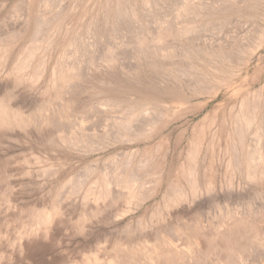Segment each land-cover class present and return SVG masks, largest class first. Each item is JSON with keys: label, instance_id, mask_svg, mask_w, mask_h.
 I'll return each instance as SVG.
<instances>
[{"label": "rangeland", "instance_id": "374dc122", "mask_svg": "<svg viewBox=\"0 0 264 264\" xmlns=\"http://www.w3.org/2000/svg\"><path fill=\"white\" fill-rule=\"evenodd\" d=\"M106 1L0 0V45H12L3 63L7 72L28 46L50 43L36 76H28L30 68L18 73L25 77L22 83L13 85L11 74L0 81V264H82L93 255L102 261L115 257L116 241L150 225L162 202L158 195L137 209L95 203L91 193L97 194L106 171L133 172L146 152L151 165L162 142L170 143L171 154L176 146L181 151L204 113L237 110L251 91L264 93V40L248 65L242 70L239 65L264 32V0H118L123 10L103 19L102 10L114 3ZM165 29L174 35L158 41ZM218 48L230 52L224 64L204 55ZM190 59L205 72L204 85L218 87V93L194 96L195 76L164 69ZM68 67L81 76L64 86L52 83L50 71ZM64 108L65 117L35 121L37 112L53 115ZM139 177L141 183L150 180ZM148 187L135 190L143 194ZM126 208L128 215H116ZM217 259L236 260L214 253L186 258L206 264ZM244 260L264 264V256Z\"/></svg>", "mask_w": 264, "mask_h": 264}, {"label": "bare ground", "instance_id": "6f19581e", "mask_svg": "<svg viewBox=\"0 0 264 264\" xmlns=\"http://www.w3.org/2000/svg\"><path fill=\"white\" fill-rule=\"evenodd\" d=\"M111 1H114L112 6L101 12L103 19L110 13L113 14L114 10L119 8L123 10L118 0ZM56 21L55 19V23ZM171 34L174 35L170 30H162L157 39L163 41ZM262 35L258 41L256 39L254 44L247 47L245 56H240L244 57L240 59L239 65L242 66L240 70L248 65L256 53L264 40ZM37 42L19 53L20 60L14 62L10 72L4 69L3 63L11 57L12 45H0V81L11 74L14 76L13 85L22 83L25 77L18 76V73H25L30 68H33V71L28 73V76L37 75V70L44 66L47 47L50 44L46 42L45 48ZM227 53L218 48L206 51L204 55L217 63L224 64L221 62L231 59L227 57ZM165 68L174 71L173 73L188 76L186 78L194 79L195 76L193 85L192 82L189 83L194 96L209 97L208 95L219 91L218 87L204 85L205 72L192 59L188 64L179 61L174 66L169 65ZM73 70L72 67L58 72L52 69L50 71L52 83L60 82L61 85H66L78 75L79 70L75 72ZM262 91L256 89L244 96L237 110L230 108L229 112L219 115L218 109L213 108L204 113L193 125L192 135L183 150L179 151L176 146L171 154L170 143L162 142L151 165L149 164L151 153L146 152L141 157L140 165L133 172L127 168L130 161L126 164L127 169L112 173L106 171L97 194L91 193L95 203L101 201L105 203L109 200V205H115L116 208L117 205L122 204L137 209L146 200L160 195L159 201L162 204L161 207H156L157 212L151 217L150 229H146L150 225L145 226L146 228L140 227L135 231L137 234L134 238L126 237L116 241L113 246L115 257L102 261L93 255L87 257L82 264H206L205 261L186 260L188 254L194 253L199 255L214 253L224 258L233 256L236 259L233 261L217 259L210 264H247L244 260L247 256H264V93ZM206 103V101L201 103L200 110L205 108ZM64 110V112L52 111L53 115L37 112L35 121L46 123L57 115L65 117L67 109ZM194 110L196 108L193 107L192 111ZM12 115L15 116L14 118H24L22 115ZM130 119L131 117L125 119L127 124ZM141 136L143 135L136 137L141 138ZM224 136L225 139L222 140ZM220 159L224 162L222 173H219L218 169ZM173 169L177 176L171 175L167 178L172 174ZM141 175H146L148 180L150 177L147 182L149 187L143 194H137L135 190L138 189L137 186L139 188L144 184L147 186V183H141L143 178L139 180ZM126 209L128 211L129 208ZM126 209L121 214L119 212L116 214L115 211V214L124 217L130 213V210L127 212ZM134 227L136 229V226ZM127 229L131 228L127 227Z\"/></svg>", "mask_w": 264, "mask_h": 264}]
</instances>
